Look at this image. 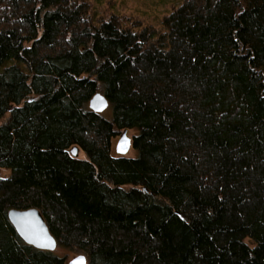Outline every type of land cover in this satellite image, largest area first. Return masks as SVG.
<instances>
[{
  "label": "trees",
  "instance_id": "1",
  "mask_svg": "<svg viewBox=\"0 0 264 264\" xmlns=\"http://www.w3.org/2000/svg\"><path fill=\"white\" fill-rule=\"evenodd\" d=\"M177 1L155 25L0 0V264H264V0ZM28 209L54 252L10 224Z\"/></svg>",
  "mask_w": 264,
  "mask_h": 264
},
{
  "label": "water",
  "instance_id": "2",
  "mask_svg": "<svg viewBox=\"0 0 264 264\" xmlns=\"http://www.w3.org/2000/svg\"><path fill=\"white\" fill-rule=\"evenodd\" d=\"M107 108L108 103L104 96L100 94L94 95L89 102V109L96 114H102ZM118 136L119 140L115 146V152L117 156L125 157L132 147V138L127 137L126 130L122 131ZM70 153L73 157H77L76 148H73ZM7 218L18 236L27 245L47 252H54L56 250V242L50 235L41 214L37 210H10L7 213ZM80 257H83L84 264H87L83 255L76 256L67 264H73Z\"/></svg>",
  "mask_w": 264,
  "mask_h": 264
},
{
  "label": "rangeland",
  "instance_id": "3",
  "mask_svg": "<svg viewBox=\"0 0 264 264\" xmlns=\"http://www.w3.org/2000/svg\"><path fill=\"white\" fill-rule=\"evenodd\" d=\"M89 1V4L91 5V9L93 8V13H97L101 16H110V15H117L120 17H129V16H141L144 17V14H147L151 17L152 20L157 21L154 23L155 25L159 24L161 14H159L160 7L158 6L160 3V0H143L142 2H139V0H87ZM181 1V0H180ZM179 0L176 2L179 4ZM152 2V3H150ZM175 4V5H177ZM156 5V6H155ZM174 7V4L172 2H169L165 5L164 11H169L171 8ZM157 10V11H156ZM91 12V13H92ZM158 14L160 16H158ZM158 17V19H157ZM102 115L106 118H110V111L106 110L102 113ZM135 132L127 130V137L132 138ZM119 140V136L115 137L111 142V154L113 157H118L115 152V146L117 144V141ZM134 152L130 149L129 152L126 154L125 158H132L134 157ZM79 157H83L82 154H79ZM9 175V172L3 171L2 176L7 177ZM55 253L63 257L65 259V264H67L69 261L74 259L76 256H78V253L75 252H69L63 249H58L55 251Z\"/></svg>",
  "mask_w": 264,
  "mask_h": 264
},
{
  "label": "snow or ice",
  "instance_id": "4",
  "mask_svg": "<svg viewBox=\"0 0 264 264\" xmlns=\"http://www.w3.org/2000/svg\"><path fill=\"white\" fill-rule=\"evenodd\" d=\"M73 264H84L83 257L77 258V260L74 261Z\"/></svg>",
  "mask_w": 264,
  "mask_h": 264
}]
</instances>
